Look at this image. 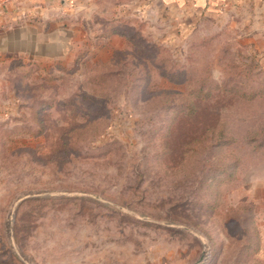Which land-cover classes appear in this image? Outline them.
I'll use <instances>...</instances> for the list:
<instances>
[{
  "label": "rangeland",
  "instance_id": "rangeland-1",
  "mask_svg": "<svg viewBox=\"0 0 264 264\" xmlns=\"http://www.w3.org/2000/svg\"><path fill=\"white\" fill-rule=\"evenodd\" d=\"M4 33L0 264H264V51L239 26L129 32L104 63Z\"/></svg>",
  "mask_w": 264,
  "mask_h": 264
},
{
  "label": "crops",
  "instance_id": "crops-1",
  "mask_svg": "<svg viewBox=\"0 0 264 264\" xmlns=\"http://www.w3.org/2000/svg\"><path fill=\"white\" fill-rule=\"evenodd\" d=\"M203 22L239 26L247 42L264 51V0H0V34L5 32L3 39H8L2 46L15 44L22 55L33 50L32 58L74 56L65 47L76 40L91 50L88 57L104 63L130 49L129 32L166 45L179 36L180 25ZM258 197L263 210L264 192Z\"/></svg>",
  "mask_w": 264,
  "mask_h": 264
},
{
  "label": "built area",
  "instance_id": "built-area-1",
  "mask_svg": "<svg viewBox=\"0 0 264 264\" xmlns=\"http://www.w3.org/2000/svg\"><path fill=\"white\" fill-rule=\"evenodd\" d=\"M4 1V0H3ZM5 1H7V0H5Z\"/></svg>",
  "mask_w": 264,
  "mask_h": 264
}]
</instances>
